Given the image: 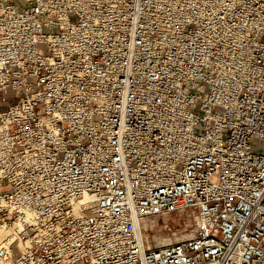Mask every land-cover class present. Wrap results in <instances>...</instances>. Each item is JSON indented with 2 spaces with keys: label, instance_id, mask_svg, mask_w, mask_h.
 <instances>
[{
  "label": "built area",
  "instance_id": "obj_1",
  "mask_svg": "<svg viewBox=\"0 0 264 264\" xmlns=\"http://www.w3.org/2000/svg\"><path fill=\"white\" fill-rule=\"evenodd\" d=\"M2 231L9 264H264V0H0Z\"/></svg>",
  "mask_w": 264,
  "mask_h": 264
},
{
  "label": "rangeland",
  "instance_id": "obj_2",
  "mask_svg": "<svg viewBox=\"0 0 264 264\" xmlns=\"http://www.w3.org/2000/svg\"><path fill=\"white\" fill-rule=\"evenodd\" d=\"M195 226L192 216L169 214L156 216L146 221V237L151 247L167 244L174 239H182L191 234ZM1 239V238H0ZM0 264H9L0 260Z\"/></svg>",
  "mask_w": 264,
  "mask_h": 264
},
{
  "label": "bare ground",
  "instance_id": "obj_3",
  "mask_svg": "<svg viewBox=\"0 0 264 264\" xmlns=\"http://www.w3.org/2000/svg\"><path fill=\"white\" fill-rule=\"evenodd\" d=\"M5 233H6L5 231H2V232L0 233V237H2ZM161 245H164V244L162 243Z\"/></svg>",
  "mask_w": 264,
  "mask_h": 264
}]
</instances>
